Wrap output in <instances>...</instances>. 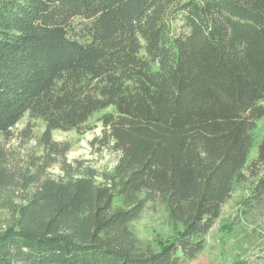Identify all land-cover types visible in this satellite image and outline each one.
<instances>
[{
	"label": "trees",
	"instance_id": "16d2710c",
	"mask_svg": "<svg viewBox=\"0 0 264 264\" xmlns=\"http://www.w3.org/2000/svg\"><path fill=\"white\" fill-rule=\"evenodd\" d=\"M108 110L113 167L67 164L53 133ZM24 116L39 156L3 146ZM263 117L264 0H0V264L194 261L235 189L264 201ZM148 203L163 248L130 227Z\"/></svg>",
	"mask_w": 264,
	"mask_h": 264
},
{
	"label": "rangeland",
	"instance_id": "374dc122",
	"mask_svg": "<svg viewBox=\"0 0 264 264\" xmlns=\"http://www.w3.org/2000/svg\"><path fill=\"white\" fill-rule=\"evenodd\" d=\"M111 110L100 112L90 118L84 126L83 133L54 132L52 139L64 143L68 151L64 160L69 165L79 162L83 167L97 171H108L116 161L111 147H103L94 140L102 136L100 118ZM44 131L40 121L24 118L11 131V139L3 146L17 156H39L36 141ZM264 133V117L256 122L253 130L252 148L248 162L256 157L257 146ZM18 159V158H17ZM48 173L57 176V165ZM250 183L234 190L230 199L223 205L219 219L209 231L204 250L188 264H264V201L255 204L252 199ZM245 201V203H242ZM4 202L0 203V223L7 219ZM135 236L141 241L151 242L155 248H163L173 239L174 234L167 222L163 207L158 203H148L140 216L130 225Z\"/></svg>",
	"mask_w": 264,
	"mask_h": 264
}]
</instances>
